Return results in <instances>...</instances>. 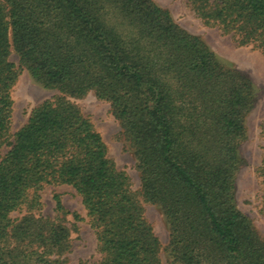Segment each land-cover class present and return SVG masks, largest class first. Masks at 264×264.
Instances as JSON below:
<instances>
[{
	"label": "trees",
	"instance_id": "16d2710c",
	"mask_svg": "<svg viewBox=\"0 0 264 264\" xmlns=\"http://www.w3.org/2000/svg\"><path fill=\"white\" fill-rule=\"evenodd\" d=\"M186 1L205 25L264 58V0ZM11 50L60 94L31 111L0 159V264H70L59 197L54 218L38 215L47 186L80 197L95 264H162L143 203L166 220L172 264H264V239L235 197L255 103L246 76L152 0H0V140L19 75ZM89 91L110 105L133 151L138 191L68 100ZM259 173L264 209V161Z\"/></svg>",
	"mask_w": 264,
	"mask_h": 264
},
{
	"label": "rangeland",
	"instance_id": "374dc122",
	"mask_svg": "<svg viewBox=\"0 0 264 264\" xmlns=\"http://www.w3.org/2000/svg\"><path fill=\"white\" fill-rule=\"evenodd\" d=\"M158 7L167 11L172 20L184 31L199 37L209 50L223 63L237 69L252 83L254 89V107L246 116V139L239 149L242 166L236 178V203L238 209L253 223L255 229L264 239V209L262 206V179L259 168L264 161V58L259 51L250 46H239L230 35L223 34L217 28L205 25L191 11L186 0H152ZM9 61L19 71L18 78L11 90L12 111L9 132L6 139L0 140V159L7 153L15 133L22 128L31 111L45 101H52L60 94L54 88L40 86L27 70L21 66L19 57L11 50ZM102 137L108 157L116 168L126 173L134 191L140 189V177L137 163L128 141L124 138L119 123L114 119L110 105L98 99L89 91L79 98L68 97ZM57 195L66 212V227L70 230V252L65 255L70 264H95L99 261L97 242L90 228L86 211L80 197L68 186H47L40 192L41 210L38 215L54 218ZM145 218L150 223L159 239L162 264H172L169 256V230L160 209L143 203ZM14 213L17 218L24 213Z\"/></svg>",
	"mask_w": 264,
	"mask_h": 264
}]
</instances>
